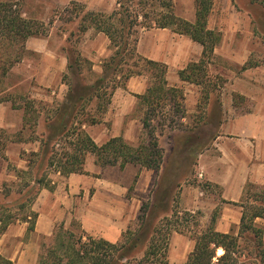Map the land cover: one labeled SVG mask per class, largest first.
Wrapping results in <instances>:
<instances>
[{
    "label": "trees",
    "instance_id": "trees-1",
    "mask_svg": "<svg viewBox=\"0 0 264 264\" xmlns=\"http://www.w3.org/2000/svg\"><path fill=\"white\" fill-rule=\"evenodd\" d=\"M132 1L116 0V7L110 13L89 11L81 17L78 31L83 33L88 27H93L103 32L110 41L113 54L103 61L102 74L89 83H81V81L71 83L68 80L66 83L68 90L64 99L49 108L50 110L46 109L51 113L45 118V131L37 138L38 151H31L28 154L26 170L14 169L16 176L20 173L29 174L33 163L38 159L37 173L30 176L32 183L37 187L33 189L27 183L18 191L21 201L15 205V208L23 212L20 216L11 213L8 207L0 204V234L17 219L28 222V229L33 230L37 214L31 210V204L40 188L53 190L55 187L48 170L64 177L71 173H85V159L89 153L94 156V163L102 170L111 166L123 169L127 164H137L153 171L160 170L164 156L155 129L151 127L154 113L157 108H163L167 104L179 111L182 109L181 101L184 95L182 88L168 86L165 77L167 66L164 63L147 59L136 52L138 28L167 27L176 33L188 35L192 40L200 43L203 46L201 58L179 69L178 76L182 81L203 85L201 98L204 100H207L210 92L215 90V85L209 82L210 75L207 70V65L213 58V49L220 40L217 32L207 28L212 0H194L195 22L193 23L175 14L173 0H139L141 5L139 11L131 8ZM149 1L155 2L159 9L146 8ZM250 1L264 10V0ZM15 6V0H0V35L7 40L20 38L24 41L28 36L37 34V30L34 29V22L23 18L20 10L14 9ZM76 42L78 43V40ZM69 52L67 69L71 75H81L83 64H87V70L90 72V61L74 49H70ZM252 66L254 64L251 65L247 61L242 68ZM135 75L147 77L145 93L136 96L138 104L141 103L146 108L141 123L145 130L150 129L147 132L148 139L132 146L122 136H115L101 145L96 144L83 128V124L98 122V118L87 108L95 100V112L102 113L110 103L114 90L117 87L125 88L127 80ZM207 84H211V87L207 88ZM34 104V100L26 99L25 112H33ZM11 106L15 109L20 108L13 102ZM2 134L5 132L0 129V135ZM60 142L65 145L61 151H58L55 144ZM5 145L4 141L0 146L2 157H4ZM197 147L201 149L200 145ZM171 186L168 184L166 188L169 199ZM6 187V183H3L2 190ZM9 193L8 190L4 194ZM168 201L165 200L162 204V210H167ZM229 203L241 207L237 231L235 233L216 231L214 224L218 212L214 210L209 225L198 233L190 235L194 245L184 264H239L241 242L246 241L252 243L259 257L255 264H264L262 247L264 227L255 222L256 218L264 219V186L248 183L244 187L241 200ZM152 208L156 211L154 203L147 206L142 204L137 228L127 227L116 242L95 238L81 229L78 233L64 230L62 225H58L50 240L51 243L41 245L37 264H168L167 250L171 233L175 231L183 234L186 231L177 225L180 217L176 210L172 211L170 217H163L158 225L154 226L150 223L151 227H149L146 221L150 217L151 210L154 212ZM201 215L200 211H184L182 212L184 217L181 219L185 223L192 221L193 227H196L199 225ZM172 217L176 220H172ZM216 248H218L217 255L223 253L216 256ZM139 253H142L140 257ZM0 264H11V261L0 255Z\"/></svg>",
    "mask_w": 264,
    "mask_h": 264
},
{
    "label": "crops",
    "instance_id": "crops-1",
    "mask_svg": "<svg viewBox=\"0 0 264 264\" xmlns=\"http://www.w3.org/2000/svg\"><path fill=\"white\" fill-rule=\"evenodd\" d=\"M70 1L82 4L85 10L103 13H110L116 7V0H64L62 5L66 6ZM173 9L179 17L195 22L194 0H188L187 3L173 0ZM207 28L214 30L213 27ZM224 42L226 41L220 34V40L213 49L211 61H214V64L209 63L215 69L214 73H210L215 74L214 78L227 75V72L231 74L227 75L228 81L224 82L220 97L222 120L210 145L203 148L196 158L198 177L219 187V194L217 199L211 198L209 202L193 197L192 194L183 195L181 204L187 211L201 210L202 230L208 226L212 212L220 203L214 228L223 233H235L241 207L229 202H239L248 183L264 186V82H259L261 79L254 75L253 69H258V66L242 70L240 68L241 72L233 74L222 62H218L226 59L231 64L240 65L248 58V53H219V45ZM25 44V48L39 50L33 47L37 41L30 42V37L26 39ZM77 47L80 54L91 62L92 74L95 77L102 74L103 61L113 54L108 37L103 32L88 27L78 40ZM135 50L141 56L167 66L165 77L168 86L185 90L188 86H199L182 81L178 76L179 69L190 62H197L202 56L203 46L188 35L176 33L167 27H141L136 35ZM66 66L67 58L61 57L55 68L50 69L61 74ZM147 84L145 75L131 76L125 88L117 87L114 90L110 103L100 114L95 112L96 101L91 102L94 110L90 113L98 118V122L83 124V128L96 144L101 145L115 136H122L126 141H130L133 129L135 128V133L140 130V121L132 114L138 104L136 95L145 93ZM44 85L46 86L47 82ZM219 87H215V90H219ZM234 94L252 100L251 110L237 114ZM184 96H187L186 91ZM13 145H18V148L26 146L23 142L11 141L5 145L4 157L0 155V188L3 182L11 178L7 169L9 161H15L18 168L25 167L20 157L16 160L18 155L13 150ZM116 168L120 169L118 166ZM84 169L85 173H71L67 177L56 173L51 177L55 182L53 190L45 187L39 189L31 204V210L37 214L33 230L28 229L26 221L17 219L11 222L0 234V255L9 259L11 264H37L41 245L45 240L53 237L58 225L66 229L65 226L72 221L77 222L82 231L95 238L110 242L119 240L122 232L135 218L138 208L134 199L126 196L128 183L126 184V180L106 177L108 170H102L94 162L85 163ZM143 169L145 170L142 168L139 172V167L127 164L121 170L127 177L136 175V178H139L140 175L147 178L142 174ZM255 222L262 225L264 219L256 218ZM172 240L177 242V247L172 250L169 248L168 264H184L194 241L178 232L172 235Z\"/></svg>",
    "mask_w": 264,
    "mask_h": 264
},
{
    "label": "rangeland",
    "instance_id": "rangeland-1",
    "mask_svg": "<svg viewBox=\"0 0 264 264\" xmlns=\"http://www.w3.org/2000/svg\"><path fill=\"white\" fill-rule=\"evenodd\" d=\"M15 1L14 9H19L23 18L34 22V29L37 30V34L28 37H30V42L37 41L33 47L39 49L25 48V41L28 37L21 41L20 38L7 40L0 35V129L5 132V134L0 135V146L4 141L6 144L10 141L26 144L25 148L23 146L18 148V145L12 146L18 155L16 160L18 161V157H20L23 160L22 165L25 167L18 168L15 161L8 162L7 169L11 178L9 181L3 182L7 185L5 190L0 188V204L8 207L11 213L20 216L23 212L15 208V205L21 201V195L18 191L27 183L36 189L37 186L32 183L30 176L37 173L38 159L36 163H33L29 174L20 173L19 176H16L15 170H26L28 154L31 151H38L39 141L37 138L45 131V118L51 113L47 112L46 109H51L64 99L68 90L66 84L68 80L71 83L76 81L89 83L95 79V75L87 70V64H83L81 75L78 76L71 75L67 66L61 74L50 69L55 68L54 66L61 57L67 58L70 49L80 53L76 40L81 38L82 33L78 31V26L81 17L89 10H85L82 4L74 1H70L66 6L62 5L64 0ZM178 1L181 3L188 2V0ZM152 2L149 1L146 8L159 9L158 5L155 2L151 4ZM140 6L139 0H133L131 3V8L135 10L139 11ZM207 26L213 27L215 32L221 34L223 40L226 41L219 45V53H248V63L254 64L252 66L254 68L255 66L259 67L253 69L254 75L261 79L259 82H264V10L258 4L252 3L250 0H212ZM211 62L214 64V61ZM218 62H222L225 68L233 71V74L245 69L242 68L245 63L231 64L226 59ZM207 70L210 75L209 82L217 88L220 86L219 90L210 92L207 100L201 98L203 85L188 86L186 90L182 89L183 95L185 91L187 93V96H184L181 101L182 109L177 111L173 106L167 104L163 108H157L154 113L151 127L155 129L154 132L164 156V162L159 171L143 169L142 174L146 175L147 178L140 175L139 178H136V175H128L127 177L121 169L116 168L117 166L106 168L108 170L106 177L126 180V184L128 183L126 196L129 199L133 198L134 203L138 206L135 218L127 227L137 228L141 205L147 206L154 203L156 211L152 208L154 212L151 210L150 217L146 221L149 227H151L150 223L154 226L158 225L163 217H170L172 211L176 210L180 217L177 225L186 231L183 233L184 236L190 238L191 234L201 230V217L199 218V225L196 227H193L192 221L187 223L182 221L181 217H184L182 212L187 211L181 204L183 195L192 194L193 197L203 198L206 202H209L211 198L217 199L219 187L198 177L196 158L203 148L210 145L218 131V126L222 120V102L220 101L222 87L224 82L228 81L227 75L231 74L227 72V75H216L217 77L214 78L213 75L215 74L210 73H214L215 69L209 63ZM63 75H65L64 78ZM45 82H47L46 86L44 85ZM207 85V88L211 87V84ZM233 98L237 114L239 112L243 114L253 107L252 100L243 95L234 94ZM6 99L9 100L5 101ZM26 99L35 101L33 112H25L24 101ZM12 102L20 108H13ZM92 104L88 108L89 112L94 110ZM145 109L144 105L139 103L132 114L140 121V130L135 133L134 128L131 133V140L127 141L132 146L148 139L147 132L150 129L145 130L141 123ZM55 145L57 150L61 151L65 144L60 142ZM199 145L201 149L197 147ZM93 162L94 156L90 153L87 154L85 163ZM133 165L139 167V172L143 168L137 164ZM48 172L50 177L56 174L52 170H48ZM168 184L172 185L170 187V189L172 188L170 199L169 195H166ZM8 190L10 193L5 195L4 193ZM165 200L169 201L167 203L168 208L164 211L162 204ZM220 206L219 203L214 210L218 212ZM195 211L201 212L199 209ZM154 214L156 215L154 216ZM172 220H176V218L172 217ZM258 225L264 227V224ZM65 227L64 230H71L76 233L80 231L79 225L75 221L70 222ZM174 234L175 231L171 233L169 238L167 258L169 248L171 247L172 250L177 247V242L172 240ZM51 238L50 236L46 239L45 243L50 244ZM262 240L264 252V234ZM241 245L239 264L258 262L259 257L255 253L252 243L246 241L241 242ZM141 255L142 253H139V257Z\"/></svg>",
    "mask_w": 264,
    "mask_h": 264
}]
</instances>
